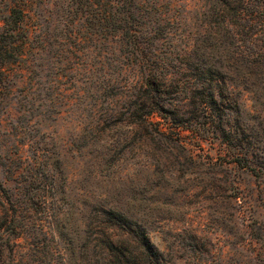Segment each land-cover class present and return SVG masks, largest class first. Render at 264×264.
Listing matches in <instances>:
<instances>
[{"label":"rangeland","instance_id":"obj_1","mask_svg":"<svg viewBox=\"0 0 264 264\" xmlns=\"http://www.w3.org/2000/svg\"><path fill=\"white\" fill-rule=\"evenodd\" d=\"M17 1L0 0V32ZM212 4L173 0L175 39L158 43L193 51L198 84L220 80L211 115L196 111L170 140L105 120L127 97L99 78L125 86L132 72L119 76L113 41L105 66L94 56L82 69V0H32L26 71L10 68L0 107V182L23 203L0 264H101L89 226L101 208L141 223L165 264H264V30L221 31Z\"/></svg>","mask_w":264,"mask_h":264},{"label":"trees","instance_id":"obj_2","mask_svg":"<svg viewBox=\"0 0 264 264\" xmlns=\"http://www.w3.org/2000/svg\"><path fill=\"white\" fill-rule=\"evenodd\" d=\"M212 1L211 17L220 25L219 30L229 33L236 27L264 30V0ZM172 4L173 0H82V69L91 72L89 59L94 56L100 59L97 63L105 66L110 54L106 45L113 41L117 48L111 53L119 63V76L132 72L125 86L118 76L109 78L107 71L99 78L97 85L101 91L116 89V96L123 93L127 97L124 110L112 109L105 120L129 124L137 131H146L152 139L174 140V129L181 137V132L190 131L196 111L211 115L218 104L220 80L214 84L215 80L206 77L201 84L197 83L191 68L193 51L189 47L178 50L174 58L169 50L163 51L158 46L161 41L175 39V33L167 29L174 19ZM31 6L32 0H18L0 32V107L10 91V68L18 66L20 71H26L24 65L31 42L26 21ZM208 72L203 69L202 74L207 76ZM6 161L3 167H8L14 176L22 175L13 162L8 158ZM20 195L0 182V238L6 225L16 226L20 220L23 204ZM44 200L50 205L47 198ZM90 221V227L95 224L98 228V232L90 235H96L100 244L101 264H165L163 254L145 227L121 211L101 208L90 216Z\"/></svg>","mask_w":264,"mask_h":264}]
</instances>
